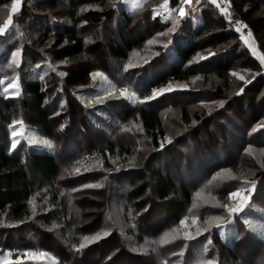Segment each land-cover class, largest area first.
I'll return each mask as SVG.
<instances>
[{"label": "trees", "instance_id": "1", "mask_svg": "<svg viewBox=\"0 0 264 264\" xmlns=\"http://www.w3.org/2000/svg\"><path fill=\"white\" fill-rule=\"evenodd\" d=\"M125 1L21 0L12 13L13 0H0V37H13L14 26L19 31L7 58L15 70L27 74L21 81L23 97L7 96L0 82V234L6 235V242L0 241V256H10L9 264H86L88 249L108 244V256L127 253L149 264H264V236L253 228L264 222V201L246 204L242 214L227 209L228 191L238 179L233 176L255 169L254 164L243 154L221 161L220 153L212 150V165L203 172L206 165L200 162L192 180L187 145L167 131L166 107L146 99L171 80L207 82L211 76L214 89L225 94L232 88L233 70L246 62L260 75L237 85L233 103L241 115L253 116L264 132V110L258 107V101L264 103V79H259L264 62L251 52L244 30L252 32L264 56V0H230L244 29L224 19L211 0H147L117 15ZM160 2L178 10L176 20L164 29L152 26L153 10ZM115 15L123 26L109 24ZM86 25L99 28L101 35L86 32ZM28 32L35 38L31 43ZM95 42L103 44L105 66L94 65ZM36 43L37 51L29 47ZM207 51L211 53L204 57L215 63L197 66L194 59ZM34 53L40 56L38 63ZM137 53L147 60L133 65ZM32 61L38 68H31ZM148 64L158 68L141 76L144 68L150 69ZM100 73L116 89L100 99L123 101L113 114H104L80 97ZM205 93L212 97L211 91ZM191 105L181 101L175 106L180 131L189 130L207 113L192 115ZM129 122L140 125L142 134L135 139L123 132ZM13 123L37 130L52 142V151H38L28 140L13 147ZM208 128L207 141L199 132H190L200 147L203 141L215 143ZM245 140L264 150V141L252 143L247 136ZM228 142L226 137L221 141ZM215 169L232 176L209 193L214 201L203 200L198 190L207 180L195 182L198 176L217 173ZM259 171L255 178L262 177ZM154 200L164 204L161 216L150 217ZM225 228L235 231L230 241ZM25 230L37 243L21 235ZM41 256L49 261L35 260Z\"/></svg>", "mask_w": 264, "mask_h": 264}, {"label": "rangeland", "instance_id": "2", "mask_svg": "<svg viewBox=\"0 0 264 264\" xmlns=\"http://www.w3.org/2000/svg\"><path fill=\"white\" fill-rule=\"evenodd\" d=\"M147 0H126L124 2V5L122 7H119L116 10L117 15L120 14V11L122 9H127L134 11L137 8H140ZM217 1L215 0V4L217 5ZM126 3V4H125ZM21 4V0H20ZM20 8V7H19ZM19 8L17 10H19ZM2 12V11H1ZM0 12V14H1ZM13 13V11L11 10ZM117 15H115L114 19L109 22L111 26H115V22L120 23L122 26L124 25V21L122 18H116ZM178 16V10L172 9L169 7V5L166 2H160L154 7L153 10V20H152V26L154 25L155 28L159 29H164L167 27L171 22H174ZM264 18V15H262ZM11 17V16H10ZM261 17V16H260ZM17 19H15L16 21ZM42 22V19H40ZM49 23H51V20H47ZM264 22V19H263ZM9 18L6 21V25H8ZM33 23H36V21H33ZM19 26V25H18ZM17 26H14L11 28L13 32V37L9 36L8 37H0V82L3 85V91L6 93L7 96L11 97H18V96H25V93L23 92L21 81L25 79L26 73L23 71V73L19 70H15L13 68V61L7 56L10 54V52L14 49L12 46L16 42V37L18 36V32L16 29ZM87 27V25H86ZM85 31H91L90 28H86ZM242 29V28H241ZM244 29V27H243ZM245 30V35L248 36L247 38V45L250 48L251 52L253 55L259 60L264 62V56L263 52L261 51L259 47L258 41L255 39L253 36L252 32L249 30ZM92 31H97L100 35V30L99 28L93 29ZM97 33V34H98ZM250 33V35H249ZM29 40L28 43H31V40H34L35 38L29 34ZM264 40V39H263ZM90 43L93 42V39L90 38ZM103 43V42H102ZM29 47L33 50H38L40 49L39 46L36 44H29ZM103 44L99 43H94L92 46V51L95 54V58L97 61L94 62L96 64H100L105 66L106 62V54L105 51L103 50ZM18 48H16L17 50ZM41 51V50H40ZM40 52H37L39 54ZM211 53L210 51L199 53V56L195 58L194 60L196 61L197 66H206L207 64H212L213 62L215 63V59L212 61H207L208 59H201V57L206 56V54ZM6 56V57H5ZM36 57V62L40 59L39 55H35ZM144 58L142 56V53H137L134 58L132 59L133 65H138L145 60L142 59ZM14 60V59H13ZM90 62H93L94 60L89 59ZM33 62V61H32ZM30 63L31 68L35 69L38 68L36 62ZM29 63V61H27ZM38 63V62H37ZM246 62H241L234 70H233V81H232V88L229 90L225 89V94L228 96L226 97L225 94H220V92L216 91L214 87L212 86L214 82V77L211 76L209 81H205L203 78H196L193 81H187V80H171L167 84L162 85L158 88H155L153 92L156 93V96L152 99H149V97H153V92L147 97L146 99L150 103L156 102L158 104L163 103L164 106L166 107L165 109V115H166V128L167 131L169 132L171 137H175L181 139L182 141L184 140V145H187L188 150L185 152L187 153L183 155L187 156L190 158V163L192 162V180L195 179L196 177V170H198L199 166L198 165L200 162L202 164L206 165L205 169L203 172H205L209 167L212 165L210 160L211 158L209 157V152L210 151H216L215 153L219 152L218 156L221 158V161H226V156H230L228 160L234 161L237 158H240V154H243L244 157H247L249 161H246L252 166H254L255 169L249 168L245 173H241V175H236L233 177H236L238 179L234 180V189L232 191H228V194H232L237 191L242 190V194L245 196H248L249 199L246 204L252 202L253 200L255 202L259 201H264V150H259L255 149L256 146L250 145L248 143L249 140H245L246 136L248 138L252 139V143H258L260 140L264 141V132H262V129H258V122L251 116L250 114L248 115H241L237 109V106L234 105V99L237 98L234 94L237 88V85L241 83V81H244V83L249 82L252 80L255 76L258 75L259 73L256 72L253 68L247 66L245 64ZM254 64V63H253ZM149 65V64H148ZM154 64L152 66L149 65V68H144V71L142 72L143 74L141 76H147L149 73L154 72L158 67L155 66ZM262 76H260L259 79H264V64H262ZM40 66V65H39ZM255 67V65H253ZM42 68V67H40ZM141 68V67H140ZM22 73V74H21ZM260 75V74H259ZM109 78L103 73H100L99 76H95L94 80V85L90 89H85L83 92H81L83 95L81 100H83L85 103L88 105H96V109L100 110L104 114L110 113L113 114L117 112V106L120 104H123V101H119V103L116 102H111V101H104L102 98L103 95H110L114 94L116 89H113L109 87L108 84ZM220 84L223 82L218 81ZM171 89V90H168ZM161 90H164L161 92ZM205 91H211L212 97L210 98L209 94H206ZM208 95V97H206ZM238 98H241L238 97ZM261 98V96L259 97ZM262 99V98H261ZM181 101H189L192 103L190 106V109L192 111V115H194L196 112L197 113H205L207 117L211 119H206V115L203 118V120L199 123H193V125L189 126V130L183 131L179 130L180 125H179V110L175 109V106L180 104ZM102 102V103H101ZM258 107L261 111L264 110V103L261 104V101H258ZM264 102V99H263ZM111 106L110 111H106L105 107L106 105ZM168 113V114H167ZM233 119L235 124L233 123ZM211 122V123H210ZM15 124L11 128V134L12 138L14 141H18L16 145L21 144L22 142H25L28 140L31 145L33 146L34 149L38 151H52L53 149V144L51 141L48 139H45L37 130L28 128L27 126L23 125V123H13ZM209 125V132L210 135L215 137V143L208 145V143H205L204 141H207L206 138L207 132H206V126ZM238 125V126H237ZM128 128L124 129L123 132L127 133L126 136H129L131 139V135L134 136L133 139H135V135H141L142 133L141 128L139 123L137 122H129L126 125ZM197 131L199 132V135H201L203 141L204 147H200L197 141L194 140L197 139V136L194 135V132H192V136L190 135L191 131ZM17 133L16 136H13V133ZM88 133L93 134V132H90L88 130ZM135 133V134H134ZM141 133V134H139ZM179 134V135H178ZM233 134V135H232ZM259 136V137H257ZM137 137V136H136ZM229 138L230 142L225 143L223 145L221 141L223 138ZM199 140V139H198ZM47 141V143H45ZM242 141V142H241ZM261 141V142H262ZM218 148V150H216ZM174 154H177L176 151L173 152ZM254 153V154H253ZM227 154V155H225ZM230 154V155H229ZM189 155V156H188ZM255 155V156H254ZM225 159V160H224ZM179 163H181L179 161ZM260 170V171H259ZM217 173H210L208 174L207 177H202L198 176L196 179L197 181L195 184L199 183L203 180L206 179V183L203 187H201L198 191H200L199 196L203 200H208L209 201H214L210 196L209 193L215 192L218 187H220L223 183L225 184L226 178H230L231 176L228 175V173L222 172L224 175H221L219 170H214ZM263 172V175L261 178H255V174L257 172ZM96 172V171H93ZM95 174V173H94ZM228 175V176H227ZM235 175V173H233ZM255 178V179H254ZM255 185V190H252V185ZM228 201V206L227 209L230 213H235L231 212L230 209L236 208L240 205V200L239 198L232 197L230 195ZM153 206H152V212L150 217H158L161 216L164 213V204L154 200L153 201ZM244 204V207L246 206ZM253 207L249 209L250 211H253ZM243 211V210H242ZM242 211L237 212L238 214H242ZM229 223V222H228ZM227 224V223H226ZM255 231L258 232L259 235L264 236V222L260 226H253ZM225 235L228 239V241L232 240L235 237V231L233 229H224ZM21 235L24 238H27L28 240H31V242H36L32 235L30 233H27V231H21ZM6 235L0 234V241L6 242L5 237ZM26 239V242H27ZM4 240V241H3ZM37 243V242H36ZM108 244H103L96 249L93 250V248L88 249V251H91L90 254L86 255L85 259L86 264H149L146 261H139L135 259L133 256L129 254H123L119 253L116 256H108L106 252ZM1 248V246H0ZM24 254L27 255L25 252ZM11 257L7 255H2L0 256V263L1 264H9L11 261ZM35 260H41L42 263H44L46 260H48L46 257L41 256L39 258H36ZM49 261V260H48Z\"/></svg>", "mask_w": 264, "mask_h": 264}, {"label": "snow or ice", "instance_id": "3", "mask_svg": "<svg viewBox=\"0 0 264 264\" xmlns=\"http://www.w3.org/2000/svg\"><path fill=\"white\" fill-rule=\"evenodd\" d=\"M182 2H183V0H182ZM20 7V0H13V3H12V11L13 12H16L17 11V9ZM184 9H183V7H181L180 8V15L181 16H184ZM9 22H11V17H9ZM7 26V25H6ZM3 30L4 29H0V32H3ZM238 31H239V29H237ZM169 31H171V29L169 30ZM249 35H250V33H249ZM149 43H152L151 41H149ZM165 47H167L166 45H165ZM16 55V53H13V56H15ZM207 57H201V59H206ZM168 90H171V89H168ZM164 90H161V92H163ZM243 91V89H241V92ZM156 96V93L155 92H153V97H149V99H152V98H154ZM17 135V133H13V136H16ZM16 143H18V141H14V143H13V147H15V145H16ZM45 143H47V141H45ZM252 190L254 191L255 190V185L253 184L252 185ZM231 196L232 197H236V198H239V200H240V205L238 206V207H236V208H232V209H230V211L231 212H239V211H242L243 210V206H244V204H246L247 203V201H248V199H249V197L248 196H245V195H243L242 194V190L241 191H237V192H234V193H232L231 194ZM181 224H184V221L182 220L181 221ZM85 239H88L87 237H85Z\"/></svg>", "mask_w": 264, "mask_h": 264}, {"label": "built area", "instance_id": "4", "mask_svg": "<svg viewBox=\"0 0 264 264\" xmlns=\"http://www.w3.org/2000/svg\"><path fill=\"white\" fill-rule=\"evenodd\" d=\"M218 8L222 11L223 18L230 21L236 28L245 26L244 20L240 17L238 11L231 5L230 0H218Z\"/></svg>", "mask_w": 264, "mask_h": 264}, {"label": "crops", "instance_id": "5", "mask_svg": "<svg viewBox=\"0 0 264 264\" xmlns=\"http://www.w3.org/2000/svg\"><path fill=\"white\" fill-rule=\"evenodd\" d=\"M211 1L215 3V0H211Z\"/></svg>", "mask_w": 264, "mask_h": 264}]
</instances>
